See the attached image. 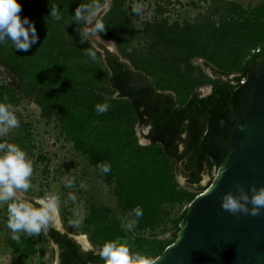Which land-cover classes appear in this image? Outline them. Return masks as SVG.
I'll list each match as a JSON object with an SVG mask.
<instances>
[{
	"label": "trees",
	"instance_id": "trees-1",
	"mask_svg": "<svg viewBox=\"0 0 264 264\" xmlns=\"http://www.w3.org/2000/svg\"><path fill=\"white\" fill-rule=\"evenodd\" d=\"M208 1L192 21L179 23L167 19L170 0H152L147 3L151 15L138 29L130 19L138 14L128 0H106L107 9L96 17L105 24L98 36L114 43L113 52L101 43L93 45L83 35V23L74 21L75 9L92 0H17L21 19L34 24L38 40L28 52L14 49L10 40L0 43V66L15 81V87L0 82V102L5 95L14 107L23 98L31 100L89 166L100 172L97 164L111 165L108 174L100 173L114 206L89 203L79 226L92 248L84 249L67 231L52 228L79 255H95L93 248L128 237L131 252L157 257L175 240L184 215L182 210L168 219L170 207L189 203L210 184L199 185L203 174L222 164L235 129L225 108L242 118L252 97L246 76L253 64L257 73L264 69V0L245 6L238 0ZM51 5L59 8V21L50 18ZM88 49L96 52L95 61L85 54ZM194 58L202 59L201 65ZM203 85L210 90L198 96L196 88ZM102 103L110 108L97 114L94 106ZM135 125L147 126L143 137L148 143L138 142ZM176 174L196 191L179 187ZM137 205L143 209L138 219L131 215ZM126 216L137 219L131 231L118 219ZM166 220L174 231L158 237ZM6 235L12 251L2 252L8 254L4 264H25L24 257L37 253L41 258L46 251L58 264V245L45 232L36 237L20 233L19 243L9 229ZM18 252L21 258L15 259Z\"/></svg>",
	"mask_w": 264,
	"mask_h": 264
},
{
	"label": "water",
	"instance_id": "water-1",
	"mask_svg": "<svg viewBox=\"0 0 264 264\" xmlns=\"http://www.w3.org/2000/svg\"><path fill=\"white\" fill-rule=\"evenodd\" d=\"M253 65L246 76V91L252 88V97L243 117L225 108L235 122L227 154L211 185L187 205L175 240L155 264H264V209L251 216L232 215L220 207L223 193L235 192L237 183L245 191L264 186V69L257 73ZM45 234L58 245V264H104L97 255H79L60 233L50 229ZM75 239L86 247L81 237Z\"/></svg>",
	"mask_w": 264,
	"mask_h": 264
},
{
	"label": "clouds",
	"instance_id": "clouds-1",
	"mask_svg": "<svg viewBox=\"0 0 264 264\" xmlns=\"http://www.w3.org/2000/svg\"><path fill=\"white\" fill-rule=\"evenodd\" d=\"M103 3L107 4L106 0ZM99 8L98 0H92L91 4H80L75 9L74 21L81 22L86 26V31L83 33L85 38H99L98 33L105 31V24L96 19V10ZM21 11V5L17 3V0H0V43L10 40L14 49L28 52L31 46L37 43L38 36L34 24L27 17L21 19L19 15ZM132 11L135 14H140L142 5L136 4ZM50 18L54 21L61 19L59 8L56 5H51ZM46 20L48 22L49 19L46 18ZM85 41L86 39H81V42ZM85 54L93 61L97 59L95 51L88 49ZM202 90H204V87L196 89L198 96L207 94L210 86H208L206 93L203 94ZM3 100L4 102H0V137H6L11 130L20 126V121L16 115L18 109L8 103L7 95L4 96ZM94 108L97 114H105L108 112L110 105L108 103L96 104ZM142 127L145 128V132L141 135L144 142L140 144H146L148 140L143 135L147 131V126ZM135 134L138 135L136 131ZM97 167L103 174H108L111 171V165L108 163H99ZM33 171V162L27 158L26 153L19 146L6 140L0 142V205H6L7 207V228L11 231V239L17 243L20 242V233H24L28 237H36L61 223L59 216L60 197L57 194L48 193L34 201H27L18 197V192H27L32 187L30 178ZM217 171L218 168L216 173ZM62 183L66 188L76 186L74 177H65L62 179ZM80 187L87 189V185L83 181L80 182ZM234 187L235 192L227 191L223 193L220 200L221 209L232 215L240 213L259 216L261 209H264V186L259 188L250 186L247 191L239 183L235 184ZM68 198L76 205L72 209L75 218L69 221V225L79 227L85 218L83 207L76 204L77 197L73 193L70 192ZM189 203L182 210L185 211ZM131 215L138 219L143 216V209L137 205L132 209ZM118 219H121L122 226L129 231L137 223V219L129 220L127 217H118ZM95 255L104 264H155L153 258L139 252H131L127 243L122 242L119 238L114 241H106L95 252Z\"/></svg>",
	"mask_w": 264,
	"mask_h": 264
},
{
	"label": "rangeland",
	"instance_id": "rangeland-1",
	"mask_svg": "<svg viewBox=\"0 0 264 264\" xmlns=\"http://www.w3.org/2000/svg\"><path fill=\"white\" fill-rule=\"evenodd\" d=\"M253 1L254 0H238L241 6H245L247 3ZM151 2L152 0H128L131 8H133L136 4L142 5V11L137 15V18L133 19V17L130 16L132 25L135 28H141L142 20H146L150 17L152 11L151 7H147V3ZM160 2L163 3L162 1ZM208 2V0H170L169 4H167L169 9L167 19L168 21L175 20L179 23L192 21L196 14L202 12L207 7ZM105 9H107V4L101 3L100 8L96 10V17L99 16V13ZM83 30L84 32L86 31V26L84 24ZM88 39L93 45L101 43L108 50L115 52V46L112 41H105L100 37ZM192 62L201 65L202 59L194 58ZM203 69L205 72H208L207 69ZM0 82L11 87H15L14 78L8 76L1 66ZM200 87H204V90H202L203 94L208 91L207 85ZM15 108L18 109L17 117L22 124H20L18 128L11 130L6 137H0V139L2 142L6 140L9 143H14L19 146L26 153L27 158L33 162L34 169L33 175L30 178L32 187L27 192H18V197L27 201H34L35 199L43 197L48 193L57 194L59 197L61 196L62 199H60L59 213L61 223L54 228L59 231H67L74 238L83 237L86 247H82V244L78 242L81 247L84 249L92 248L91 244L87 240L86 234L81 231V228L69 225V221L75 218L72 209L76 205L69 200L68 194L71 192L77 197L76 204L82 205L83 212H85L89 203L102 204L108 207L114 206V197L112 196L109 187L104 182L101 173L89 166L85 158L80 156L76 150L70 147L69 142L63 139V135L57 133L58 129L57 126H55V123H53L52 120H45L39 115L38 107L31 100L23 98L19 101ZM135 131L138 134V142L143 143L144 140L141 135L145 132V128L140 125L135 126ZM21 136L23 139L17 141L16 138H20ZM12 138L14 140H12ZM26 140L30 142L29 146H26ZM18 142L19 145L17 144ZM35 155L42 156L46 159H34ZM215 174L216 169L211 168L208 174H203L199 185L204 186L208 181L212 182ZM65 177H74L76 186L73 188H62V179ZM175 180L179 187L196 191L195 186H190V188L185 184L184 178L181 175L176 174ZM81 181L87 185V189L80 187ZM207 188L201 189L200 193L204 192ZM198 191L199 190L196 192L198 193ZM186 204V202L180 205L173 204L169 209V214L167 215L168 219L176 216L182 208L186 206ZM61 207L70 212V215H63ZM62 216H65L66 219L64 217L62 219ZM126 217L131 220L129 216ZM165 226L166 229L164 230V233L159 231L156 232L159 233L156 234L158 237H168L171 233H173L174 228L171 227L168 220H166L164 227ZM7 230V207L5 208L4 205H0V264L8 262V254H2V252L12 251V248L10 249V247L6 244ZM130 237H132V235ZM123 240L129 247L130 245L128 242L130 239L127 237V239ZM93 249L97 251V249ZM14 257L15 259H20L21 253H15ZM155 258H153V260ZM22 260H24L25 264L56 263V257L54 256V258L51 259L48 251L44 252L41 258L37 256V253H34L30 256L24 257ZM12 264H17V261L15 260Z\"/></svg>",
	"mask_w": 264,
	"mask_h": 264
},
{
	"label": "built area",
	"instance_id": "built-area-1",
	"mask_svg": "<svg viewBox=\"0 0 264 264\" xmlns=\"http://www.w3.org/2000/svg\"><path fill=\"white\" fill-rule=\"evenodd\" d=\"M243 82V80L241 79V80H239V83H242Z\"/></svg>",
	"mask_w": 264,
	"mask_h": 264
},
{
	"label": "bare ground",
	"instance_id": "bare-ground-1",
	"mask_svg": "<svg viewBox=\"0 0 264 264\" xmlns=\"http://www.w3.org/2000/svg\"><path fill=\"white\" fill-rule=\"evenodd\" d=\"M81 238L83 239V242H85V241H84V238H83V237H81ZM84 244H85V243H84Z\"/></svg>",
	"mask_w": 264,
	"mask_h": 264
}]
</instances>
